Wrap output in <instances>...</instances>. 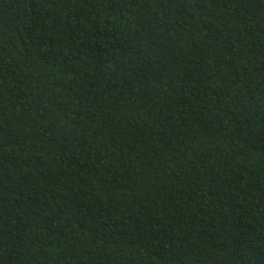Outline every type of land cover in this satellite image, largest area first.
<instances>
[{"label": "trees", "instance_id": "16d2710c", "mask_svg": "<svg viewBox=\"0 0 264 264\" xmlns=\"http://www.w3.org/2000/svg\"><path fill=\"white\" fill-rule=\"evenodd\" d=\"M0 264H264V0H0Z\"/></svg>", "mask_w": 264, "mask_h": 264}]
</instances>
